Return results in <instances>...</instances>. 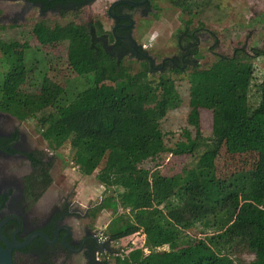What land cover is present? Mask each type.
I'll list each match as a JSON object with an SVG mask.
<instances>
[{"label":"trees","instance_id":"1","mask_svg":"<svg viewBox=\"0 0 264 264\" xmlns=\"http://www.w3.org/2000/svg\"><path fill=\"white\" fill-rule=\"evenodd\" d=\"M76 1L82 0L66 3ZM168 1L185 11L191 0ZM31 36L34 47L0 40V112H11L18 94V119L56 106L65 93L66 78L61 84L51 76L52 65L60 64L45 52L48 48L65 45L68 75H92V86L76 103L46 116L37 129L49 150L67 143L74 156L97 165L96 180L115 192L91 213L93 219L102 211L112 213L104 231L110 240L130 239L129 244L133 239L134 247L148 250L145 254L136 248L123 257L114 254V264H232L230 256L236 252L253 256L245 264H264V70L241 52L224 74L216 72L217 65L194 70L193 108L214 110L215 117L227 106L232 112L213 131L210 148L189 179L175 186L180 178L163 175L159 164L140 173L141 164L163 150L166 134L161 122L181 104L174 79L162 74L155 78L146 62L132 72L130 64L99 51L89 29L73 22L52 27L40 21ZM255 54L264 58V46ZM225 94L230 102L219 101L223 107L217 112L214 100ZM186 134L183 130L181 135ZM197 140L198 135L177 142L171 154L190 157ZM223 148L231 155L256 154L257 160L250 168L219 178L215 161ZM115 197L130 199V211L119 213ZM184 225L191 226L184 230ZM205 229L214 232L204 235Z\"/></svg>","mask_w":264,"mask_h":264},{"label":"rangeland","instance_id":"2","mask_svg":"<svg viewBox=\"0 0 264 264\" xmlns=\"http://www.w3.org/2000/svg\"><path fill=\"white\" fill-rule=\"evenodd\" d=\"M109 1L111 0H98L92 6L79 9L75 13H68L63 16L48 14L46 18H48L47 21H49L51 26L53 24L64 26L73 22L87 27L98 50L107 53L101 47L99 37L102 32L98 30L95 20L99 18L107 26L109 25L110 21L104 17ZM150 2L152 12H148L147 15L135 14L134 20L139 28L137 35L140 38V43L147 48L151 57L156 58V65L160 63L161 58L168 57L174 53L177 46L178 32L185 27V23L189 22L190 30L198 29L199 37H203L198 48L199 68L208 67L210 69L217 65L216 72L224 74L230 65L229 61L233 51L242 49L244 55L248 56L260 70H264V58L256 57L255 54L264 46V0H191L185 11L172 6L168 0H150ZM9 10L25 11L24 4L15 1H0V11H2L0 27H3L0 28V40L3 42H18V44L26 42L31 47L36 46L31 36V30L35 21L40 17L39 11L36 9L27 10L24 12L23 20L12 22L6 14ZM205 34L210 36L206 37ZM45 52L53 60L58 58L56 62L60 64V67L57 68L52 65L54 72L51 76L61 84L64 83L66 78L64 95L56 106H50L35 116L23 120L16 117L20 114L18 112V94L12 101L11 112H8V117L12 118L14 126L25 136L26 140L32 146L38 147L41 155L45 153L51 158L48 159V156L43 155L53 166L50 173L52 179L51 187L46 198H55L57 193L63 196L67 192H73L74 189L72 193L74 194V200L81 204L78 208L82 209L83 206L87 205H99L105 198L115 196V192L98 183L95 178L97 165H89L83 162L79 156H74L67 143L56 151L49 150L46 141L38 133L37 129V124L43 118L56 114L62 108L76 103L84 91L92 86V75H68L65 45H59L52 49L48 48ZM36 58L39 59L40 57L36 56ZM123 61L125 65H131L132 72H136L141 68L140 61L132 56L125 57ZM193 73V69L186 70L181 74L162 73V75L170 76L174 79L181 98V104L179 108L169 112L161 122V130L166 134L163 137L164 148L141 164L140 173L142 176L146 170L152 169L156 164H159V169L163 175H176L177 178H180L179 183H176L175 186L183 184L186 179H189L193 168L209 150L210 146L208 143L213 131L218 126L224 125L223 120L227 114L232 112V107L228 108L227 106L222 116L217 115L215 117L214 110H195L191 96L193 89L190 84ZM154 77L157 78L158 76L154 75ZM225 79H227L226 75ZM23 90L29 91L31 89L24 87ZM225 93L227 92L225 91ZM256 98H252L249 103ZM225 100L227 101L225 102ZM219 101L228 105L230 102L228 94H225L219 100H214L213 104L217 112H221L223 107ZM216 121L219 122L217 123ZM194 126L197 128L194 129ZM183 130L187 131L184 136L181 135ZM197 135L198 145L190 157H177L171 154L177 142H184ZM158 156L160 157L159 160L154 161V158ZM256 160V154L231 155L223 148L215 161L217 176L219 178L229 177L238 170L252 167ZM17 169L18 160H12L8 163L9 172H14ZM128 201L125 199L121 201L116 197L113 199L119 213L130 211L131 201L130 199ZM124 204L129 206L123 208ZM137 212L136 210L134 211V225L136 224ZM112 217L113 215L109 210L100 212L95 220V230L105 231ZM200 221L199 219L193 223L197 224ZM189 226L191 225H184V230ZM213 232L214 230L212 229H205L203 234H211ZM187 234L192 236V233L188 231ZM199 236H202V234L197 235V237ZM128 240L130 239L121 240L118 244L112 243L111 247L115 250L114 252L121 257L129 254V252L132 255L138 246L134 247L133 239H131L133 242L131 241L129 244ZM137 250H141L145 254L148 253L145 247L137 248ZM230 258L232 264H245L253 260V256L245 252H236Z\"/></svg>","mask_w":264,"mask_h":264},{"label":"flooded vegetation","instance_id":"3","mask_svg":"<svg viewBox=\"0 0 264 264\" xmlns=\"http://www.w3.org/2000/svg\"><path fill=\"white\" fill-rule=\"evenodd\" d=\"M0 1L24 4L25 11H7V17L12 22L23 20L27 10H38L40 17L34 26L40 21H47L48 14L63 16L75 13L98 0L67 3V0ZM150 3V0L109 1L104 16L110 21L109 25L99 18L95 20L98 30L102 32L99 40L103 50L120 61L132 56L140 63L146 62L153 75L165 72L175 74V71L181 74L186 70L198 69V48L203 37H199L198 29L190 30L189 27L178 32L174 53L155 64L156 58L151 57L147 48L140 43L137 35L139 28L134 20L135 14L147 15L152 12ZM128 39L134 41L136 49L125 43L124 40ZM238 52L242 53L243 50H234L231 60L237 57ZM43 155L17 130L8 113L0 112V236L6 242H16L18 245L31 237L27 245L12 250L13 264H114V254L98 251L101 245L96 237V219L91 216L98 204L78 208L81 204L74 200V189L63 196L57 193L55 198H46L51 187L53 166ZM48 159L51 158L48 156ZM12 160H18V169L9 172L8 163ZM36 233H41L48 241L39 235L33 237ZM0 246L6 247L3 241H0Z\"/></svg>","mask_w":264,"mask_h":264},{"label":"water","instance_id":"4","mask_svg":"<svg viewBox=\"0 0 264 264\" xmlns=\"http://www.w3.org/2000/svg\"><path fill=\"white\" fill-rule=\"evenodd\" d=\"M46 1L51 2V1H56V0H46ZM119 3H124V2L120 1ZM115 4H117V3H115ZM124 41H125V43L130 45L132 48L136 49V46H135L134 41L132 39H128V40H124ZM36 235L42 236L45 241H48V238L43 236L41 233H36L33 235V237ZM30 239H31V237L28 238L25 243L18 245L16 242H14L12 244L8 243L3 238H1V236H0V241H3L6 245L5 248H2L0 246V264H13V262H12V250L27 245L28 242L30 241ZM110 241L111 240L108 237V239L104 243H102V244L100 243L101 249H99L98 251L101 253L103 252V253L115 254V252H114L115 250L111 247Z\"/></svg>","mask_w":264,"mask_h":264},{"label":"built area","instance_id":"5","mask_svg":"<svg viewBox=\"0 0 264 264\" xmlns=\"http://www.w3.org/2000/svg\"><path fill=\"white\" fill-rule=\"evenodd\" d=\"M96 237L99 241V243H104L107 239H108V236L106 235V233L104 232V230H97L96 231ZM120 241H110V245L112 243H115V244H118Z\"/></svg>","mask_w":264,"mask_h":264}]
</instances>
